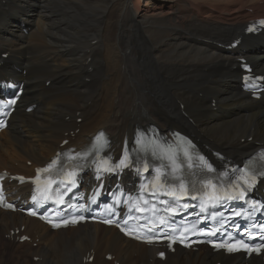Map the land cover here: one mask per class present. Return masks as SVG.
I'll use <instances>...</instances> for the list:
<instances>
[{"label":"bare ground","instance_id":"obj_1","mask_svg":"<svg viewBox=\"0 0 264 264\" xmlns=\"http://www.w3.org/2000/svg\"><path fill=\"white\" fill-rule=\"evenodd\" d=\"M160 1L0 0V81L26 83L22 110L0 134V172L32 174L99 131L117 151L151 123L180 127L233 160L264 146V97L254 101L241 92L237 62L245 57L264 74V33L243 34L249 20L264 16V0ZM237 38L241 44L228 50ZM9 189L18 191L13 198L28 191L15 183ZM0 233L7 236L0 264H262L180 248L162 262L157 250L114 228L85 224L53 232L2 210ZM22 235L31 243H21Z\"/></svg>","mask_w":264,"mask_h":264},{"label":"snow or ice","instance_id":"obj_2","mask_svg":"<svg viewBox=\"0 0 264 264\" xmlns=\"http://www.w3.org/2000/svg\"><path fill=\"white\" fill-rule=\"evenodd\" d=\"M251 30V29H249ZM11 103H15V100L11 101ZM107 146V140L105 139L104 133H99L95 137V142L91 143L90 147L87 148L82 153H58L57 159L50 162L49 166L45 169H38L37 170V180L40 178L41 172H49V170L56 165L58 162H60V168L57 169V174L63 173V170L67 165V161L71 160L74 161L69 167V170L66 173H63L64 180L61 181L57 185V190H53L52 194L60 195L62 198L63 193L58 192V189L61 187V185L64 187L65 190H67L68 187H70L72 184H75L78 182V173L79 171H82L85 166L92 167L94 169V175L95 179L102 180V174L103 173H111L119 175L118 169L123 168H134L136 172L140 173V168L137 167V162L135 159L133 162H129L127 159L128 153L126 152L124 156H122L116 163L111 162L110 157H102L101 152L105 149ZM154 154V153H153ZM61 156H66L67 159L64 161H60ZM257 159H264V153H260L259 157ZM255 160H252L250 158V161L246 164L245 168L243 169H233L231 172V175H229L228 171H225L224 173H218L216 176L208 179L201 178L200 183L204 186L202 188H196L195 184L192 181H186L184 178L180 177L177 178V182H173L169 180L167 176L164 177V180L161 182L163 187L165 188H174L177 191H180L183 193V195L189 196L192 200H197L199 198L200 202L197 205L199 208L200 213H206L209 208H217L221 205H227L228 202L233 200L238 201H244L245 204H248L247 195L252 190L254 185L257 182L258 177H264V164H260L258 167H253L252 165L255 163ZM145 170H147V164H145ZM207 171L213 172L211 165H207ZM215 181V182H213ZM98 189L102 187V185L97 186ZM147 185L142 184L141 189L143 190ZM152 195H155L149 190ZM98 193L94 192L93 196L97 195ZM164 195L172 196L174 199H180L181 197L176 195V192H170V193H163ZM117 196L116 203H119V195L122 194H114ZM32 199L35 201L36 196H33ZM143 200L144 206L137 205L136 210L139 212H144L148 210L149 206L151 209L155 210L157 207L156 203H151L147 198L137 195L135 197V201H141ZM62 202V200H61ZM158 203L161 204H167L168 207L164 209L166 212H170L172 214L177 213V209L172 206L170 201L160 200ZM10 206V205H9ZM190 205L187 203H184L181 205L182 208L186 209ZM252 211L254 212L258 206V202H252L248 205ZM220 220L217 221L223 227V224L226 223V220L223 217V213H220ZM233 215L240 216L241 213L239 211H233ZM252 213H249V216H251ZM217 214L212 213L211 218L216 219ZM151 223L154 226L155 222L152 220H148L143 227H147L148 224ZM159 224L161 225H167L168 227H171V225H168V221L164 217L159 218ZM261 228H264V224L260 225ZM152 230V229H149ZM189 229L184 228L181 232L178 233V235H183L184 232L188 231ZM246 230V229H245ZM163 231V229H161ZM231 233H227V237H231ZM252 235V234H250ZM262 239H264V236H262ZM172 242H175L173 239ZM218 246H224L227 247L228 251H234L237 250L238 246H244L248 247L244 241L238 240V241H232L231 244L227 243V240L221 241L220 245ZM261 247H264V245H261ZM253 250H258V248H253ZM163 257V253L160 254Z\"/></svg>","mask_w":264,"mask_h":264},{"label":"rangeland","instance_id":"obj_3","mask_svg":"<svg viewBox=\"0 0 264 264\" xmlns=\"http://www.w3.org/2000/svg\"><path fill=\"white\" fill-rule=\"evenodd\" d=\"M156 1H158V2H161L160 0H156ZM24 33L25 34H27V31H24ZM81 33H83V32H79L78 34H81ZM48 86V85H47ZM79 119V118H78ZM31 162H27L26 164H27V166H31V164H30ZM6 238H7V236L4 234V233H0V241H1V243H4V241L6 240ZM34 246V245H33ZM0 247H1V244H0ZM36 262V261H35Z\"/></svg>","mask_w":264,"mask_h":264}]
</instances>
